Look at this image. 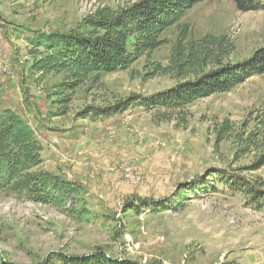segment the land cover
<instances>
[{
  "label": "rangeland",
  "instance_id": "rangeland-1",
  "mask_svg": "<svg viewBox=\"0 0 264 264\" xmlns=\"http://www.w3.org/2000/svg\"><path fill=\"white\" fill-rule=\"evenodd\" d=\"M135 1L0 0V111L17 112L35 130L43 152L33 171L77 189L62 205L0 191V264H64L82 256H96L95 264H264V212L239 190L248 182L264 188V166L249 170L252 155L237 158L233 141L217 146L214 133L225 118L240 125L264 112V74L190 104L183 125L158 121L138 104L99 114L133 94L149 97L180 83L145 71L147 61L169 65L176 27L150 60L103 73L100 82L90 78L68 104L54 95L66 75L33 69L29 38L67 33L100 8ZM181 23L196 39L229 36L232 63L264 47V10L240 11L232 0H205Z\"/></svg>",
  "mask_w": 264,
  "mask_h": 264
},
{
  "label": "trees",
  "instance_id": "trees-1",
  "mask_svg": "<svg viewBox=\"0 0 264 264\" xmlns=\"http://www.w3.org/2000/svg\"><path fill=\"white\" fill-rule=\"evenodd\" d=\"M205 0H137L113 10L98 9L67 33L40 34L29 38L33 69L44 75L64 73L65 81L56 87L55 96L62 104L71 101L72 93L90 78L100 82L103 73L127 70L142 58L167 43L163 34L176 27L177 37L168 66L147 61L149 77L157 74L180 79L174 88L149 97L133 94L107 108L102 116L127 110L134 104L144 107L158 121L176 119L186 124L187 107L197 100L226 93L255 75L264 74V47L238 63L229 58L235 44L226 34L207 33L193 38L190 24L181 23L187 13ZM240 11L264 10V0H232ZM151 66L153 68L150 70ZM217 146L233 141L235 155H252L249 170L264 166V112L249 116L238 125L230 118L214 127ZM43 146L36 132L15 111H0V191L39 203L64 204L77 189L70 181L45 171H33L42 163ZM261 183H241L248 203L264 212V188ZM104 259V258H103ZM101 261V260H100ZM103 261V260H102ZM64 264H95L93 257H69ZM1 264H7L2 261ZM104 264H136L130 261L104 260Z\"/></svg>",
  "mask_w": 264,
  "mask_h": 264
},
{
  "label": "crops",
  "instance_id": "crops-1",
  "mask_svg": "<svg viewBox=\"0 0 264 264\" xmlns=\"http://www.w3.org/2000/svg\"><path fill=\"white\" fill-rule=\"evenodd\" d=\"M167 31V30H166Z\"/></svg>",
  "mask_w": 264,
  "mask_h": 264
}]
</instances>
